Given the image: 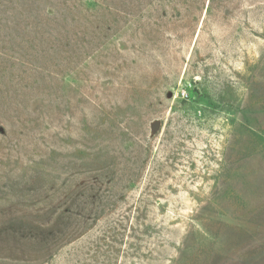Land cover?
Listing matches in <instances>:
<instances>
[{
	"label": "rangeland",
	"instance_id": "1",
	"mask_svg": "<svg viewBox=\"0 0 264 264\" xmlns=\"http://www.w3.org/2000/svg\"><path fill=\"white\" fill-rule=\"evenodd\" d=\"M0 264H264V0H0Z\"/></svg>",
	"mask_w": 264,
	"mask_h": 264
},
{
	"label": "built area",
	"instance_id": "2",
	"mask_svg": "<svg viewBox=\"0 0 264 264\" xmlns=\"http://www.w3.org/2000/svg\"><path fill=\"white\" fill-rule=\"evenodd\" d=\"M185 96H187V94L186 93H182V97L184 98Z\"/></svg>",
	"mask_w": 264,
	"mask_h": 264
}]
</instances>
